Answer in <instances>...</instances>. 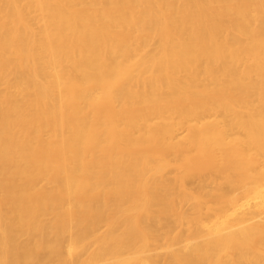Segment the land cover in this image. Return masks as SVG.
<instances>
[{
	"label": "bare ground",
	"instance_id": "obj_1",
	"mask_svg": "<svg viewBox=\"0 0 264 264\" xmlns=\"http://www.w3.org/2000/svg\"><path fill=\"white\" fill-rule=\"evenodd\" d=\"M0 264H264V0H0Z\"/></svg>",
	"mask_w": 264,
	"mask_h": 264
},
{
	"label": "rangeland",
	"instance_id": "obj_2",
	"mask_svg": "<svg viewBox=\"0 0 264 264\" xmlns=\"http://www.w3.org/2000/svg\"><path fill=\"white\" fill-rule=\"evenodd\" d=\"M184 208H188V205L184 206Z\"/></svg>",
	"mask_w": 264,
	"mask_h": 264
}]
</instances>
